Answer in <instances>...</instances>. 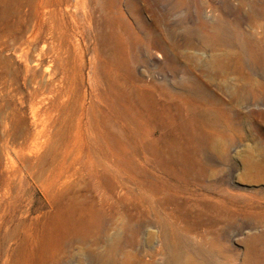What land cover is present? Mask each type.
I'll use <instances>...</instances> for the list:
<instances>
[{
    "label": "rangeland",
    "instance_id": "374dc122",
    "mask_svg": "<svg viewBox=\"0 0 264 264\" xmlns=\"http://www.w3.org/2000/svg\"><path fill=\"white\" fill-rule=\"evenodd\" d=\"M9 1L0 0V14ZM241 1L198 0V5L217 21L226 16L225 5L242 7L248 16L245 27L264 47V16L258 12L264 10V0H247L244 6ZM86 3L95 9L93 33L88 35L84 24L83 33L73 38L76 47L71 79L75 95L73 111L68 115L50 106L47 88L31 110L33 77L24 76V66L13 49L19 33H7L0 26V264H168L174 247L180 264H264L263 245L255 239L264 232V90L255 99L241 92L243 74L235 63L216 78L228 114L199 118L203 125L198 132L205 133L206 141L196 138L195 161L175 163L144 144V139L157 137L162 130V121L150 114L147 124L135 133L126 123L122 125L124 148L112 141L109 144L129 175L133 166L139 170L133 179L122 173L128 186L115 183L100 166L95 174L89 163L84 165L79 160L75 165L66 164L70 159L63 157V144L80 129L77 101L84 90L86 106L91 98L97 102L95 93L103 100L101 110L91 115L92 130L99 127L105 137L116 135L108 122L113 117L107 110L109 96L102 82L105 66L95 51L102 49L95 33L101 25L98 16L103 1ZM127 4L128 0H123L122 7L129 14ZM197 8L196 3L187 1L182 11L167 18L168 22L175 23L184 16L195 19ZM77 14L84 23L82 7ZM144 16L152 20L150 10ZM186 52L198 57L194 64L210 66L206 62L210 48H186ZM152 59L158 61L155 55ZM42 62L35 75L45 84L44 69L53 71V65L47 56ZM138 68L154 69L145 63ZM245 73L264 85L262 69L251 68L247 62ZM159 74L172 77L167 69L159 70ZM63 116L64 133L60 135L57 127ZM200 162L207 164L204 182L187 172L190 164L198 166ZM60 168L63 173H59ZM218 188L227 190L234 199L233 215L219 223L214 213L195 204L205 199L203 193L213 196ZM173 227L178 228L176 236Z\"/></svg>",
    "mask_w": 264,
    "mask_h": 264
},
{
    "label": "bare ground",
    "instance_id": "6f19581e",
    "mask_svg": "<svg viewBox=\"0 0 264 264\" xmlns=\"http://www.w3.org/2000/svg\"><path fill=\"white\" fill-rule=\"evenodd\" d=\"M100 1H103L98 16L101 25L96 30L95 38L102 43V49L97 48L95 51L105 66L102 82L106 84V95L109 96V101H106L107 110L112 112L113 117L108 118V122L116 135L105 137L99 127V130H92L91 115L101 110L99 103L103 100L100 93H95L97 102L91 98L86 106L87 92L84 90L77 101L80 129L64 141L63 157L68 156L67 159H70L67 165H75L79 160L84 165L89 163L90 170L95 174H98L97 166H100L105 174L112 176L109 178L115 183L128 186L122 173L129 174L126 168L120 167L119 156L113 153L109 145L112 141L119 148H124L122 125L126 123L135 133L143 123L147 124L149 115L153 114V119L159 118L162 121V130L157 137L144 139V144L159 157L169 161H195L193 145L196 138L202 137L206 141L205 133H199L203 125V120L199 118L205 119L212 113L222 116L228 114L227 102L216 84L217 74L227 72L235 63L243 74L241 92L253 99L257 98L259 91L264 90L263 82L245 73V69L249 62L251 68L264 71V47L245 27L248 16L242 7L233 9L229 4L225 5L226 16L217 21L211 13L200 8L198 0H144V5L138 4L139 0H128L129 14L122 7L123 0H95V3L99 4ZM187 1L196 3V18L184 16L175 23H169L167 18L178 14ZM86 2L10 0L6 14H3L5 11L0 14L2 29L11 34L19 33L15 37L13 49L18 52L17 58L24 66V76L33 77V84L30 83L32 89H29V106L32 111L46 88L51 93V102H48L52 108L67 112L65 115L73 111L75 93L71 79V60L76 47L73 38L83 33L84 24L88 35L93 33L91 25L95 9L93 2L90 6ZM246 4L247 0L241 1V6ZM80 7L84 23L78 19L77 9ZM160 8H163V13L156 12ZM147 10L152 12L151 21L145 19L144 12ZM258 12L264 16V10ZM254 14L253 11V17ZM10 15H14V19ZM200 47L210 48L211 52L206 53V62L209 61L210 66L194 64L193 61L198 57L186 52V48ZM153 55L158 61L153 62ZM45 56L49 57L53 71L44 69L47 76L45 78V73L42 76L46 82L41 84L36 80V67L43 63L42 58ZM140 63L149 64L154 69H139ZM165 69L171 71V78L159 74V70ZM93 72L96 74L97 68ZM97 78L100 80L101 76ZM65 119L63 116L57 127L59 130L56 128L60 135L64 133L62 125ZM81 152L84 154L81 155ZM62 162L64 167L65 162ZM111 164L117 169H113ZM206 165L204 162L198 166L190 164L187 172L204 182ZM63 172V168H60L59 173ZM131 173L129 177L133 179L139 173L138 168L133 166ZM47 187L50 189V186ZM205 190H208L207 186ZM202 196L205 199L195 204L214 213L217 216L216 222H223L229 214L233 215L234 199L227 190L218 188L215 195L203 193ZM177 232L178 228L173 227V234ZM255 239L262 243L264 249V232ZM171 251L172 258L167 263L180 264L181 258L176 247L171 248ZM194 260L191 256L190 262L194 263Z\"/></svg>",
    "mask_w": 264,
    "mask_h": 264
}]
</instances>
